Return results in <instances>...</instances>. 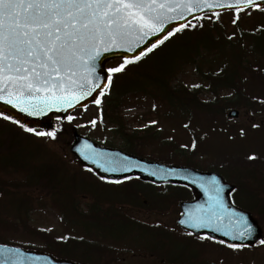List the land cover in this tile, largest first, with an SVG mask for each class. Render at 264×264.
Wrapping results in <instances>:
<instances>
[{"label":"trees","instance_id":"obj_1","mask_svg":"<svg viewBox=\"0 0 264 264\" xmlns=\"http://www.w3.org/2000/svg\"><path fill=\"white\" fill-rule=\"evenodd\" d=\"M220 19L221 16L218 20L215 17L201 20L199 23H202L203 27L197 26L195 29L189 28L183 33H177L153 53L114 76L111 88L107 90V95L103 97L99 107L98 117L106 124H101V128H104L103 126L110 128L105 131L118 141L119 147L110 142H105L103 145L118 147L127 153L163 163L202 170L203 165L197 159V154L195 155L196 148L189 147V152L186 153L184 148L173 146L165 140L166 137L159 135L160 130L156 128L157 124H149L128 133L126 129L128 122L119 110L127 98L140 97L145 101L150 100L154 110L164 111L167 119L205 118L210 125H221L224 129L222 130L228 134L237 132L240 128L237 129L235 125L228 124L227 111L243 110V114L246 117L249 115L251 120L255 115L264 113V105L255 102L252 98L249 99L243 92L247 85L264 88V28L260 27L264 24V12L253 10L251 15L242 12L237 24L232 23L233 19L225 23ZM118 64L120 63H115L111 67ZM187 68L192 69L202 84L207 86L205 89L203 86L192 90L185 86L171 85L173 79ZM203 89L212 95L211 100L202 101L199 98ZM221 91L229 92L232 98L221 96ZM0 120L7 123L6 126H3V123L0 124L3 127L0 128V176L7 178V182H0V195H2L0 201L3 203L0 208V243L38 250L59 259L76 260L66 253H72L80 243L68 241L62 244L51 235L36 231L28 224L29 212L35 207L55 209L64 221L75 216L86 219L90 215H101L108 225V230H116L118 219L113 218L112 215L117 213L123 214V224L137 225L134 220L126 218V215L130 213L125 210L113 213L110 209L96 211L89 207L88 212L78 209L79 205L85 204L86 199L98 200L93 198L92 194L95 196L97 194L95 190L88 188L89 185L104 182L77 163L74 162L72 166L64 157L57 156L54 147L60 145L61 149H67L72 141L73 126L69 121L59 122L57 138L50 140L45 137H36L15 124ZM257 130L264 131V125ZM188 133L192 136L191 144L195 141L197 145V135L194 132ZM20 139L26 146L19 147ZM32 139L47 145H32ZM253 163L259 165L255 160ZM236 165L248 164L242 158L221 156L207 164L205 169L217 171L222 176L228 177L234 174L228 168ZM17 175H20L18 179L15 178ZM257 175L259 178L254 180L264 181L262 171H258ZM124 185L126 186L123 191L114 190V192L119 194L123 192L126 198L144 199L148 203L145 208L148 212H163L164 194L151 197L153 187L138 180L128 181ZM135 187L140 188L145 194L142 195L135 190ZM121 204L125 205L127 202ZM108 206L113 207V204L110 203ZM252 206L249 210L256 214L259 222L262 223L264 199L260 201V198H257L252 202ZM20 213L22 214L19 215ZM23 215L24 219H20L19 217ZM133 225L126 229L134 230ZM138 226L141 228L139 229L141 233L151 231V227ZM17 231L23 232L30 238L42 240V246L29 248L22 244L7 242L1 236L7 232ZM77 263L91 264L79 260Z\"/></svg>","mask_w":264,"mask_h":264},{"label":"snow or ice","instance_id":"obj_2","mask_svg":"<svg viewBox=\"0 0 264 264\" xmlns=\"http://www.w3.org/2000/svg\"><path fill=\"white\" fill-rule=\"evenodd\" d=\"M205 9L211 12L210 16L196 14ZM217 9L232 10V23L237 24L241 12L247 15L253 10L264 12V3L260 0H0V101L30 116L67 113L77 105L87 110L84 102L89 99L99 108L116 74L153 53L177 33L203 27L201 20L212 17L218 20ZM113 51L132 55L123 56L122 63L107 68L106 76L101 75L97 62L103 54ZM256 99L264 105V98ZM0 119L17 124L37 137L57 138L56 131H37L9 115L0 113ZM56 119L71 122L75 117L57 115ZM90 123L95 126L97 121ZM261 124L264 121H253L251 126L259 128ZM240 134H245L243 129ZM183 147L195 149L196 143L193 141ZM86 148L87 152L78 151L103 172L146 171L139 161L129 157L116 161L91 145ZM257 158L255 154L247 157L250 161ZM87 171L93 172V169ZM181 171L168 168L148 174L164 179L179 176ZM180 178L190 179L188 176ZM99 179L120 185L139 177L126 175L123 179H108L99 176ZM191 183L199 184L208 195L209 206L204 209L197 205L196 211L182 213L187 218L179 219L178 224L192 229L185 234L200 242L219 243L233 253L248 247L243 241L252 236L253 229L246 217L233 220L236 213L224 202L223 186L215 178L209 182H204L203 178L191 179ZM225 217L229 221L227 225ZM204 229L221 233L233 242L216 240L202 233ZM259 245L264 246V240H260ZM13 255L18 257L19 249L0 247V264H23L21 259H13Z\"/></svg>","mask_w":264,"mask_h":264},{"label":"rangeland","instance_id":"obj_3","mask_svg":"<svg viewBox=\"0 0 264 264\" xmlns=\"http://www.w3.org/2000/svg\"><path fill=\"white\" fill-rule=\"evenodd\" d=\"M262 13V12H261ZM226 15H223V17L220 19L222 22L231 21L234 17V14L224 13ZM228 24L230 22H227ZM260 27L264 28V24H262ZM228 32V30H226ZM116 66V65H115ZM172 86H185L188 89H198L199 87L203 86L204 89L207 87L206 85L202 84V82L197 78L195 73L192 69L187 68L183 70L178 76H176L172 83ZM194 85H199V87H194ZM203 89V91L200 92L199 98L202 101H208L212 99V95L209 92H206ZM244 93L247 94V97L249 99H253L255 102L257 101L256 98H264V89H259L257 86H251L245 88L243 90ZM221 96L232 98V94L226 91L220 92ZM123 104L122 107L119 108L120 113L123 117H125V120L129 123L127 125V129L130 131L132 129H136L138 127L143 126L147 123H155L157 124L156 128L159 129V135H162L166 137V141L173 144V146H177L178 148H184V151L188 153L189 147H183L184 145L191 144V134L188 132H194L197 137V145H196V157L200 161V163L203 165L202 170H205V167L210 162L215 161L219 157H225L229 158L232 157L233 159L236 158H242L243 160L247 161L248 165L240 166L236 165L233 166V170L242 171L247 173L248 175H251V180L255 178H259L257 173L258 171H262L264 174V131L263 130H249L250 126L252 125V122L255 121L257 123H260L261 121H264V113L260 114L259 116L255 115L253 120L249 119V115L247 117L243 114V110H237L239 113V117L237 119H227L229 125H235L236 128H241L244 130L245 134L241 137L239 130L237 132H233L232 134L225 133L226 131H223L221 125L218 126L216 124L215 126L210 125L207 119L205 118H199V117H193V119H184L182 117L180 118H166L164 111L160 110H154L152 102L145 101L141 99L140 97H133V98H127ZM98 107L96 105L89 106L87 110H78L72 114V116L75 117L74 120L71 121V125L73 128L76 129V131L79 134L85 135L91 139L98 140L99 143H112L114 146H118V141L113 139L110 134H107L105 130H108L107 126L104 128H101V125H99V122L97 120V123L95 126H93L90 121L96 119ZM137 119V120H134ZM139 121V122H137ZM132 122V123H131ZM3 123V126H6L7 123H4V121L0 120V124ZM188 125L187 128H184L183 126ZM264 125V124H261ZM242 126V127H241ZM2 129L3 127L0 126ZM223 129V130H222ZM240 129V130H241ZM230 137V139H229ZM31 144L35 146H41L42 142H37L36 140L32 139ZM19 147H24L25 142L20 139L18 141ZM119 147V146H118ZM62 147L57 145V147H54V150L57 153V156L64 157L67 162H69L72 166L74 162L76 163L75 159L71 156L69 152V148L67 149H61ZM150 150V149H148ZM32 151V150H31ZM251 154H255L258 158L255 160L258 162L259 165H255L253 163L254 161H248L247 157ZM260 168V169H257ZM20 175H17L15 178H19ZM5 181L7 182V178H4L0 176V182ZM246 183V182H242ZM89 189L95 190L97 196L95 194H92L93 198L96 199H90L85 201V205L87 207H91L96 204L99 205V209L103 210V207H107L110 209L111 212L115 213L116 210H125L129 212L130 214L127 215L129 219L134 220L137 222L136 224L142 225L144 227H157L159 225L158 229H153V231H142L141 235H135L131 234L127 237L129 239H122L117 240L112 237H109L107 239V242L102 241L100 248H105L109 250H114L115 248L120 250L121 257L125 260L122 264H167L163 261H158V259L155 258L156 253H152L151 256L146 257H137V255L131 256V253L137 254L141 249L145 247L146 241L150 243V246L152 249H155L156 251H160L158 257H161L162 260H170V261H176L180 260V257L182 255V250L185 247L189 246V239L183 240V239H177V242H174V240H170L167 242L165 246V242L163 240H158L159 236H165V234L161 233V231L165 232H171V231H177L174 230L175 226V219L177 217V200L170 201L171 203H168L166 197H165V206L163 209V212L156 213V211L148 212L145 210L147 208L148 203L142 200H137L134 198H126L123 194L115 193L114 190L111 188L110 185L102 184L101 186H98L96 183H92L88 187ZM255 188V187H254ZM124 189V188H122ZM257 190H259V198L264 199V181H259V185L254 190V195L256 194ZM140 191V190H138ZM163 189H153L151 191V197H156L157 195L163 194ZM1 194V193H0ZM144 195L143 193H141ZM2 196V195H0ZM118 196V197H117ZM253 201L254 198L252 197ZM262 201V200H260ZM127 202V204L122 205L121 203ZM112 203L113 207H109L108 204ZM84 204V203H82ZM3 203L0 201V208H2ZM171 206H175L173 209ZM132 211V212H131ZM20 213L19 215H21ZM257 219V215H254ZM253 216V217H254ZM20 219H24V215L19 217ZM262 219V218H261ZM68 221H64V219H61L60 214L55 211V209L50 208H34L29 212V222L28 224L35 229L36 231H42L47 233L48 235H51L54 239H59L60 241H66L61 240V237H74V238H83L85 241H90L91 238L87 237H81V231L78 229V227L74 230V227L72 224L67 223ZM67 223V225H66ZM82 228V227H79ZM106 229V227H105ZM137 229H141L140 227H137ZM155 230H159V232H155ZM77 232L80 233L77 234ZM1 236L4 237V239L7 242H13L14 244H22L25 246H28L29 248L33 247H40L42 246V240H38L36 238H30L23 234V232L17 231V232H7L6 234H1ZM178 236H182L178 234ZM166 237V236H165ZM263 238H264V229H263ZM12 244V243H11ZM84 247V246H83ZM83 247H77L75 251L72 253H66L70 256H73L74 259H81L84 261H87L91 264H97V262H92L90 260H87V258L83 255ZM111 247V248H110ZM192 253L195 255V250H191ZM75 253V255H74ZM76 254H81V257H76ZM144 255V254H143ZM190 254H186L187 259ZM221 259V254L219 255ZM207 264H220L218 261L215 262L216 258L218 260V253L215 252L212 248H206L204 252V256L202 257ZM228 257L225 258V262L223 261L221 264H226V260ZM231 264H264V246L252 248L243 250L239 253L230 254ZM241 262V263H240ZM105 264V261H104ZM113 264H119V263H113Z\"/></svg>","mask_w":264,"mask_h":264},{"label":"water","instance_id":"obj_4","mask_svg":"<svg viewBox=\"0 0 264 264\" xmlns=\"http://www.w3.org/2000/svg\"><path fill=\"white\" fill-rule=\"evenodd\" d=\"M260 2L264 3V0H260ZM216 11L223 12V11H231V10L217 9ZM206 13H211V12L205 9L204 12L196 13V14L204 15ZM189 19H191V17H189ZM152 39L154 40L155 37H153ZM125 55H132V53L113 51V52L103 54L100 60L97 62V71L100 72L101 75L106 76L107 75L106 65L109 62H112L114 60H122V57ZM84 103L87 104V106L90 104H93L91 102V99H89L88 101H85ZM76 109H84V108L77 105L76 108L69 109L67 113H54L53 112V113H48L42 116H30L27 113L21 112L17 108H14L11 105L4 103L3 101H0V113L13 117L14 119L20 121V123L24 124L26 127H31L36 130L44 131V132L55 131V128H56L55 120H56L57 115L66 116V115L71 114ZM228 117L236 119L238 117V112L231 111L228 114ZM73 139H74L73 143L70 147L71 154L77 158V160L82 166L87 167V168H92L93 172H95L99 176H105L108 179H123L124 176L131 175L133 177H139L140 179L151 182L153 184H177V185H184V186L191 188L195 192V200L192 202H185V203L180 204L181 215L176 221V225L184 231H192V229H187L185 228V226L178 224L179 219L187 218L186 215L182 216V213L186 214L189 211H193V212L196 211L197 205L203 206L204 209H207L209 206L208 195L202 190L199 184L191 183V179L203 178L204 182H209L213 178H215V180L220 185H222L224 188L222 196H223L225 204L230 210H234L236 213V216L233 217V220L234 221L238 220L241 216L246 217L248 219L249 224L251 225L253 229L252 236L244 240L243 243L247 244L248 246H255L261 240V230L258 227L256 221L253 220L251 216H249L247 213L241 212L235 209L233 206H231L229 202V193L232 187L226 185L223 182L221 176H219L218 174L210 173V172H199L197 170L187 168V167L163 165V164H160L154 161H148L142 158L134 157L120 150H113V149L101 147L98 144L90 141L89 139L77 133L73 134ZM86 145H91L92 148L98 149L104 153L109 154V157L116 161L121 160L123 157H129L133 161H139L141 163V167L145 168L146 171H140L138 169H134L132 172H129V173L103 172L100 169L96 168V165L91 163L90 160L85 159L84 155L82 154V151H78V150H83V152H87L88 149L86 148ZM168 168H177V169H181L182 171L180 172L179 176H168V177H165L164 179H161L160 177H154L148 174L150 171H153V170L160 171V170L168 169ZM181 176H188L190 179L184 180L180 178ZM228 222H229L228 218L225 217L224 224L227 225ZM201 232L207 233L208 235L215 237L216 240H226L228 242H233V241H230L228 237L218 232H212L211 230H208V229L201 230ZM235 242L240 243L241 241H235ZM3 246L5 245H0V247H3ZM6 247L11 248V249H19L18 257L13 255L12 258L21 259L23 261V264H75V263L65 261V260H56L49 255L39 253V252L25 251L17 247H9V246H6Z\"/></svg>","mask_w":264,"mask_h":264},{"label":"flooded vegetation","instance_id":"obj_5","mask_svg":"<svg viewBox=\"0 0 264 264\" xmlns=\"http://www.w3.org/2000/svg\"><path fill=\"white\" fill-rule=\"evenodd\" d=\"M233 190L230 193V199L231 202L234 204L233 200H235V206H237L238 202H244L247 197L249 196V189H250V183H237V184H233ZM164 195L168 201V203H171L170 201L173 200H177V208L175 206H171L172 209L175 207L177 212H179V204L181 202H188L194 199V192L186 187L183 186H177V185H166L165 186V190H164ZM99 205L95 206V210H101L99 209ZM174 208V209H175ZM81 219H77L75 220L76 223H78L76 226L82 227L83 226V222L81 221H86L87 225H84V228H80V231L82 232L81 235L87 238H91L90 241H86V244H88L85 248V257L87 258V260H90L92 262H100L103 263L104 261H106L109 258V254L107 252V250L105 248H100L99 246L101 245L102 241H105V239L108 236V233L106 230L100 229L101 227V221L99 215L96 216H92L90 215L89 217H87L86 219H83L82 217H80ZM93 218H97L99 219V221H96L95 219L92 220ZM81 223V224H80ZM174 233V231L170 232V234ZM174 242H177L174 239ZM192 249L195 250V253L198 254L199 252L201 254L204 255L205 249L204 251H200V249H198V247H192V245H189L188 247H185L182 250V255L180 257V260H176V261H170V260H166L167 264H187L192 258H194V254L192 253ZM111 253V252H110ZM190 254V258L187 259L186 254ZM75 255V253H74ZM77 258L80 257V254H76ZM111 258V257H110ZM115 258H111L110 261L112 263H116Z\"/></svg>","mask_w":264,"mask_h":264}]
</instances>
